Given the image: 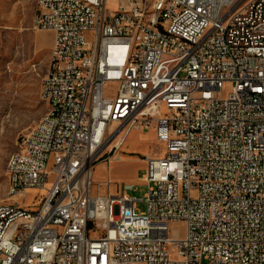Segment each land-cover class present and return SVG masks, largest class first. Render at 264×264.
Returning a JSON list of instances; mask_svg holds the SVG:
<instances>
[{
	"label": "built area",
	"instance_id": "obj_1",
	"mask_svg": "<svg viewBox=\"0 0 264 264\" xmlns=\"http://www.w3.org/2000/svg\"><path fill=\"white\" fill-rule=\"evenodd\" d=\"M107 1L37 0L50 121L8 159L0 264H264V0ZM133 130L165 147L144 156L145 211L135 184L94 190Z\"/></svg>",
	"mask_w": 264,
	"mask_h": 264
},
{
	"label": "rangeland",
	"instance_id": "obj_2",
	"mask_svg": "<svg viewBox=\"0 0 264 264\" xmlns=\"http://www.w3.org/2000/svg\"><path fill=\"white\" fill-rule=\"evenodd\" d=\"M144 1L148 6L155 2ZM118 6L119 0L107 1V7L112 11H116ZM36 11L37 0H0V200L17 199L9 195L8 159L18 149L21 137L47 112L42 81L50 65L54 31L34 28ZM117 88L118 83L109 82L105 88L106 95L114 96ZM229 88V85L224 88V96ZM148 131L151 130H133L119 150L105 149L98 161L102 164L99 172L94 174L95 191H115L122 183L135 184L136 188L129 193L140 199L137 202L140 211L146 209L145 195L148 191V185L139 178L145 171L144 164L138 160H122L112 164L110 170L109 165L123 150L124 155L138 156L139 159L146 155L136 153L142 149H148L151 156H162L165 147ZM110 173L115 182H109ZM21 203L32 204L28 198ZM185 233V223L170 224V237L182 238Z\"/></svg>",
	"mask_w": 264,
	"mask_h": 264
},
{
	"label": "crops",
	"instance_id": "obj_3",
	"mask_svg": "<svg viewBox=\"0 0 264 264\" xmlns=\"http://www.w3.org/2000/svg\"><path fill=\"white\" fill-rule=\"evenodd\" d=\"M132 132V131H131ZM131 132H130V134H131ZM141 132H144V131H141ZM150 134H152L153 135V137L155 138V140L156 141H158L157 140V137H156V132L154 131V130H151V131H148ZM152 132V133H151ZM129 134V135H130ZM128 135V136H129ZM126 141H128V137H127V140ZM124 151V150H123ZM123 151H121V158L120 159H117V158H115L114 159V161H111V163H110V165H109V170H110V168H111V166H112V164H114V163H116V162H119V161H122V160H138L139 162H141V163H143L144 164V168L146 167V161H145V159H139L138 158V156H135V157H133L132 155H124L122 152ZM136 153H142V154H145L146 153V155H150V152H149V150L148 149H142L141 150V152H136ZM145 155V156H146ZM143 156V155H142ZM144 157V156H143ZM102 164H99V162L95 165V167H94V170H93V178H94V174H98V172H99V168H100V166H101ZM103 166H105L104 164H103ZM111 174V173H110ZM142 176H140L139 178H141ZM108 180H109V182H115V180H114V177H113V175L111 174L109 177H108ZM133 184L132 182H127L126 184ZM123 184H125V183H122V184H120V186L117 188V189H115V191L114 190H112L111 189V191H109V192H111V193H113V194H119L121 191H122V185Z\"/></svg>",
	"mask_w": 264,
	"mask_h": 264
},
{
	"label": "bare ground",
	"instance_id": "obj_4",
	"mask_svg": "<svg viewBox=\"0 0 264 264\" xmlns=\"http://www.w3.org/2000/svg\"><path fill=\"white\" fill-rule=\"evenodd\" d=\"M176 0H165V2H175ZM257 0H248V3H255ZM44 81V80H43ZM42 95L44 98V85H42ZM50 121V111H47L44 116L35 124V129H43V125L49 124ZM33 127V126H32ZM26 142V134H24L19 143ZM15 156V162H22V153H12L10 157ZM9 177V193H12L14 190V175H8ZM15 197V196H12Z\"/></svg>",
	"mask_w": 264,
	"mask_h": 264
}]
</instances>
